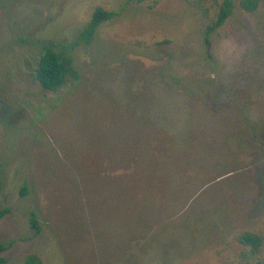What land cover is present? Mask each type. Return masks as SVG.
I'll use <instances>...</instances> for the list:
<instances>
[{
  "label": "rangeland",
  "instance_id": "374dc122",
  "mask_svg": "<svg viewBox=\"0 0 264 264\" xmlns=\"http://www.w3.org/2000/svg\"><path fill=\"white\" fill-rule=\"evenodd\" d=\"M221 1L0 0L4 264H264V4L205 37Z\"/></svg>",
  "mask_w": 264,
  "mask_h": 264
},
{
  "label": "trees",
  "instance_id": "16d2710c",
  "mask_svg": "<svg viewBox=\"0 0 264 264\" xmlns=\"http://www.w3.org/2000/svg\"><path fill=\"white\" fill-rule=\"evenodd\" d=\"M137 2H143L148 0H135ZM261 4H264V0H239V6L247 13L255 12ZM234 3L233 0H222L215 19L207 26L205 30V37L219 28L226 19L231 15ZM115 16L114 12L105 11L100 7L94 9L91 19L87 26L83 29L80 35V39L86 44L92 38L95 29L103 22L110 20ZM207 41V38H205ZM73 77L77 78L76 71L70 65V59L64 55L63 52L55 51L52 44L46 45L38 59L37 67L35 69V79L39 82L41 87L48 91L56 92L63 85H65L67 79ZM8 213V209L0 210V220ZM30 223L32 230L38 232L39 227L34 214H31ZM239 241L242 244L250 245L253 250H257L261 244L260 237L244 232L239 236ZM12 245V242H0V253L8 250ZM5 263V258L0 256V264ZM23 264H42L41 259L35 254L27 255ZM263 264V263H257Z\"/></svg>",
  "mask_w": 264,
  "mask_h": 264
}]
</instances>
